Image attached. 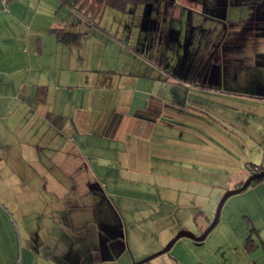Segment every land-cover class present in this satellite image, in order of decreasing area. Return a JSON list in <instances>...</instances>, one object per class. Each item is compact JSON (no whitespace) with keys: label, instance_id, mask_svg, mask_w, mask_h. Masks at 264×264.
Segmentation results:
<instances>
[{"label":"crops","instance_id":"obj_1","mask_svg":"<svg viewBox=\"0 0 264 264\" xmlns=\"http://www.w3.org/2000/svg\"><path fill=\"white\" fill-rule=\"evenodd\" d=\"M86 6L87 2L82 3V0H76L75 4L66 0H5V3L0 0V148L6 141L7 147L12 148H7V152L15 150L14 154L23 163L21 174H9L16 179H4L8 187L5 191L0 190V200L20 202V209L25 214H29L32 207L35 212L45 215L47 203L51 200L60 203L66 195L60 189L64 183L59 178L49 179L57 183V193L46 190L45 168L51 171L54 168L72 178L73 194L87 193L89 183H101L89 158L99 166L106 163L116 167L131 165V159H126L124 152V141L129 135L135 138L136 162L145 163L148 156L151 160L156 157L159 166L163 167L155 172L156 197L151 201L156 205L154 207L160 208L153 207L160 213L162 205L157 204L171 203L168 190L175 186V181L181 183L177 179L178 173L172 175L171 172L186 170L191 163L204 161V156L193 154L187 144L184 147L190 141L186 140L184 145L179 143L184 142V133L175 134L176 128L167 123L171 121L162 116L174 119L177 116L186 122L201 121L196 110L205 95L196 94V99H187L196 110L179 111V98L174 95V90L183 97L185 87L202 84L219 90L217 101L232 107L225 119L237 118V112L249 109L264 119V0L130 2L124 10H117L125 15L117 25L118 32H124L125 24L141 20L142 26L148 24L154 35L140 41L136 51L123 52L124 57H120L119 52L117 65L111 66L107 62L104 64L107 55L99 56L100 47L96 48L92 41L93 33L104 31L105 10L97 26L84 13ZM171 24L173 26L168 27ZM142 26L140 30H143ZM52 28L81 32L80 45L63 44ZM210 47L213 55L209 54ZM94 50L97 52H92ZM144 53H148L149 58L160 59L156 68L162 71L161 82L155 77L154 83L151 84L150 79L139 85L141 75H135L132 60L147 62ZM146 72L144 77H149V71ZM190 74L196 77L190 79L192 83L179 78ZM162 81L172 84L162 85ZM173 82L181 89H175ZM79 90V94L75 93ZM47 126L51 130L47 131ZM147 130L154 133L152 135L157 134L154 141L157 146L151 154L147 150L148 144L140 145L142 134ZM61 137L65 139L63 142ZM46 142L49 151L45 157L41 148ZM129 143L133 145V141ZM120 155L124 157L120 158ZM160 180L165 181L156 184ZM254 184L253 187L264 185V179ZM14 186H20V189L16 190ZM43 188L50 195L44 196ZM159 188L161 192H158ZM139 191L146 192L144 189ZM261 194L247 201V210L257 225L251 227L254 234L247 232V226L230 229L225 234L226 239H230L228 245L214 247V250L208 245L203 255L196 252L203 239L189 242V247L197 254L196 264H264V191ZM75 201L74 197L69 203ZM35 203L39 204L38 208ZM86 207L91 220L99 218L94 216L93 202ZM253 207H259L261 211L254 213ZM105 212L102 210L99 215L101 219L105 218ZM255 214H261L263 225L257 223ZM71 216L74 219L78 215ZM104 233L92 232L91 237H102ZM245 235L251 238L248 244L247 238L246 242L243 239ZM110 237H113L111 242L108 238L106 243L101 238L95 244L86 241L56 245L58 249H49L48 256L43 255L48 261L38 255L44 260L39 264H95L120 259L125 254V245L118 235ZM51 251L56 254L51 255ZM129 262L130 259L122 264ZM189 262L167 251L141 264Z\"/></svg>","mask_w":264,"mask_h":264},{"label":"rangeland","instance_id":"obj_2","mask_svg":"<svg viewBox=\"0 0 264 264\" xmlns=\"http://www.w3.org/2000/svg\"><path fill=\"white\" fill-rule=\"evenodd\" d=\"M122 14L124 15L123 12L114 8L106 7L102 20L103 26H105L104 31L99 32L97 30L92 34L94 46L96 48L97 46L100 47V49L98 48V55L102 57L107 55L104 59L105 65L107 63L110 66L117 65L119 52H121L120 57H124L123 52L136 51L135 47L140 41L154 35L148 24L143 23L142 26L141 20L137 21V19L135 20L136 23L133 21L132 24H125L127 27L124 28V32H118L119 26L117 25L125 17ZM145 19L147 20V18ZM141 26L143 30H140ZM172 26L173 24L168 27ZM173 34L176 36L177 32ZM127 39L131 42H128ZM122 43L127 44V46ZM137 49L140 50V47ZM209 54L213 55L214 51L211 49ZM149 57L148 53H144L147 62L144 59L141 61L139 59L132 60L135 75H141L140 86L150 82V79L151 84L154 83L155 77L157 82H161L163 76L162 71H158L156 68L160 65L158 63L160 59ZM146 71H149V77H144V73H148ZM179 78L191 83L192 80L190 79H196L192 74L180 76ZM198 83L200 84V82ZM161 84L170 85L172 82L167 81L166 83L165 81ZM174 85L176 86L175 89H181L179 84L174 83ZM185 89V93H182L183 97L181 93L177 92L178 90L173 91L174 95L179 98L178 110H196L187 99H196V94L205 95L203 100L200 101L201 104L198 110H196L201 121L191 120L186 122L182 121L181 118H177V116L176 119L172 116L168 118L162 116V118L171 121V123H167L176 128L177 132H174L175 134L181 131L184 133L182 138L184 142L179 143L184 145L186 140L190 141V143H185L184 147L187 144L193 154H198L200 157L204 156V161L201 163L195 161V163L186 166V170L175 169L171 172L172 175L178 173L177 179L181 181V183L175 181V186L168 190L171 203L157 204V206L162 205L160 213L154 210V208L156 210L160 209L154 207L156 205L151 202L156 197L155 172L163 170V167L159 166L160 161L156 157L151 160L148 156V162L145 163L136 162L134 159L137 150L135 138L128 135L124 141V152L126 159H131L129 163L131 165L121 166L118 164L119 166L116 167L115 164L106 163L99 166L89 158V163L92 164L101 183H89L87 193L76 195L74 192L73 194L75 186L70 183L72 178L64 172H57L53 167V171L45 168L46 190L51 191L50 193H57V189H59L57 183L49 179L59 178L64 183L60 189L66 194L60 203L54 200H51L50 204L47 203L45 215H42L41 212H35L32 207L30 213L25 214L20 209V202L6 203L0 200V264H39L40 260H44L40 259L41 257H38V255L48 256L49 249H58L55 247L56 245H69L86 241L95 244L101 238L106 243L108 238L111 242L113 237L110 236L113 235H118L120 242L124 243V256L120 259L105 260L102 263L95 264H122L128 259H130L128 264H131L133 261L161 249L180 230H187L195 235L201 234L212 222L217 204L224 192L235 188L240 179L245 180L250 175L246 165L256 163L264 167V119L261 120L256 112H249L250 109L247 112H237L239 113L237 118L225 119L224 117L229 114L232 107L224 106V103L217 101L220 94L219 90H214V88L202 84H190ZM78 92L80 93V90L75 93ZM175 109L177 110V108ZM140 118L143 119L144 117L141 115ZM145 118L148 120L147 116ZM153 119L155 120L154 116ZM227 120H230L231 123ZM158 123L159 125L162 124ZM46 130L51 129L47 126ZM7 132H9L8 126L5 130V133ZM144 132L140 145L142 143L148 144L147 150L150 151V154L154 153V148L157 146L154 142L157 134L152 135L154 133L150 134L149 130ZM60 140L63 142L65 139L61 137ZM131 141H133V145L129 143ZM1 145L0 190L5 191L8 186L5 185L4 179H16L15 176L22 173L23 163L18 155L14 154L15 150H11V153L7 152L8 149L12 148L11 146L7 147L6 141L2 142ZM140 145L137 143V146ZM174 148H177V146L174 145ZM41 149L43 154L48 153L49 145L47 142ZM121 157L124 156L120 155ZM46 162L48 161L46 160ZM46 162V167H49ZM9 174L15 176H9ZM173 177L175 179V176ZM163 181L165 180H160L156 184L161 185ZM254 185V183L249 184L245 189L225 199L216 224L204 237V243L197 245L198 250L196 252L198 255L205 254L203 250L208 245H210L211 250L224 244L228 245L230 239H226L225 234L230 229L234 230L235 228L247 226V232L249 230L250 233L254 234L255 230L251 227H257V225L254 223L255 221L253 222V217L247 210V201L250 202L254 197H259L264 191V185L253 187ZM14 188L19 190L20 186H14ZM139 189H144L146 192L140 193ZM160 189H158V192H161ZM46 190L45 188L42 189L43 192L45 191L44 196L50 195ZM74 197L77 201L69 203ZM90 202H93L94 216L99 217L98 219L91 220L89 213H86V204L88 206ZM35 206L38 208L39 204L35 203ZM70 209L71 213H69ZM253 209L254 213L261 211L259 207H253ZM102 210L106 211L104 219L99 216L102 214ZM72 214L78 216L73 219L71 218ZM255 215L258 220L257 223L263 225L261 214ZM251 222L253 223L251 224ZM92 232L105 233L102 237L98 236L99 240H96L98 237L95 235L91 237ZM122 232H124V235H121ZM235 237L237 238L236 235ZM246 238L245 235L243 237L245 242ZM193 241L196 240L189 236H181L167 251L178 255L179 258L183 257L188 261L190 260L189 264H194L197 261V254L196 252L193 253L191 246L189 247V242ZM50 254L54 255L56 253L51 251ZM159 255L152 259L158 258ZM51 258L53 257L51 256Z\"/></svg>","mask_w":264,"mask_h":264},{"label":"trees","instance_id":"obj_3","mask_svg":"<svg viewBox=\"0 0 264 264\" xmlns=\"http://www.w3.org/2000/svg\"><path fill=\"white\" fill-rule=\"evenodd\" d=\"M69 2V4H72L76 0H66ZM151 0H82V3L87 2L86 10L84 11L85 14H88V17L94 25L98 26V19L102 16L103 11L106 7H111L116 10H124L128 3L130 2H148ZM53 33L55 34L56 38L66 45H80L81 39H82V33L81 32H73V31H66L62 28H52ZM249 173H252L254 171H259L261 169H264L263 166L258 165L256 163H251V165H248ZM264 179V177H256L254 178L250 184L256 183L260 180ZM243 180H239L236 183V186H239ZM253 229V228H252ZM250 236H247V244L250 241ZM248 247V245H246Z\"/></svg>","mask_w":264,"mask_h":264},{"label":"water","instance_id":"obj_4","mask_svg":"<svg viewBox=\"0 0 264 264\" xmlns=\"http://www.w3.org/2000/svg\"><path fill=\"white\" fill-rule=\"evenodd\" d=\"M256 177H264V169H261L259 171H255V172L251 173L245 180H243V182L239 186H237V187H235L233 189H229V190L224 192V194L222 195V197L220 198V200H219V202L217 204L215 215H214V218H213L212 222L203 230V232L201 234L195 235V234L191 233L190 231L180 230L172 238H170V240L161 249H159L158 251H156V252H154V253H152L150 255H147V256L139 259V260L133 261L131 264L144 263L146 261H149L153 257H155V256H157V255L169 250L171 248L172 244L181 236H189V237H191V238H193L195 240L204 239V237L207 235V233L216 224V222L218 220V216H219V212H220L221 206H222L223 202L225 201V199L227 197H229L230 195L245 189L250 184V182Z\"/></svg>","mask_w":264,"mask_h":264},{"label":"built area","instance_id":"obj_5","mask_svg":"<svg viewBox=\"0 0 264 264\" xmlns=\"http://www.w3.org/2000/svg\"><path fill=\"white\" fill-rule=\"evenodd\" d=\"M3 1V3H5V0H2Z\"/></svg>","mask_w":264,"mask_h":264},{"label":"flooded vegetation","instance_id":"obj_6","mask_svg":"<svg viewBox=\"0 0 264 264\" xmlns=\"http://www.w3.org/2000/svg\"><path fill=\"white\" fill-rule=\"evenodd\" d=\"M255 172V171H254ZM253 173V172H252ZM251 174V173H250Z\"/></svg>","mask_w":264,"mask_h":264}]
</instances>
